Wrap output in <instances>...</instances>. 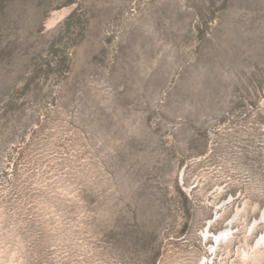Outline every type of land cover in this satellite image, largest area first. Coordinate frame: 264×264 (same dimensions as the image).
<instances>
[{
    "label": "rangeland",
    "instance_id": "rangeland-1",
    "mask_svg": "<svg viewBox=\"0 0 264 264\" xmlns=\"http://www.w3.org/2000/svg\"><path fill=\"white\" fill-rule=\"evenodd\" d=\"M263 236L264 0H0V264H264Z\"/></svg>",
    "mask_w": 264,
    "mask_h": 264
},
{
    "label": "bare ground",
    "instance_id": "bare-ground-1",
    "mask_svg": "<svg viewBox=\"0 0 264 264\" xmlns=\"http://www.w3.org/2000/svg\"><path fill=\"white\" fill-rule=\"evenodd\" d=\"M222 233H225V232H222ZM217 237V236H216ZM263 238H264V236H263ZM258 241H261V239H259ZM258 244H259V242H258Z\"/></svg>",
    "mask_w": 264,
    "mask_h": 264
}]
</instances>
